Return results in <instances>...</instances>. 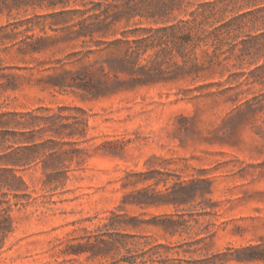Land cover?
Wrapping results in <instances>:
<instances>
[{"label":"rangeland","instance_id":"rangeland-1","mask_svg":"<svg viewBox=\"0 0 264 264\" xmlns=\"http://www.w3.org/2000/svg\"><path fill=\"white\" fill-rule=\"evenodd\" d=\"M0 168V264H264V0H0Z\"/></svg>","mask_w":264,"mask_h":264},{"label":"trees","instance_id":"trees-1","mask_svg":"<svg viewBox=\"0 0 264 264\" xmlns=\"http://www.w3.org/2000/svg\"><path fill=\"white\" fill-rule=\"evenodd\" d=\"M9 174L10 177L4 176ZM5 188L9 192H18L26 189L25 182L22 177L16 175L15 170L12 168H0V190ZM16 195V194H15ZM10 216L7 209H0V237L9 231Z\"/></svg>","mask_w":264,"mask_h":264}]
</instances>
